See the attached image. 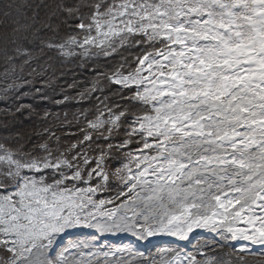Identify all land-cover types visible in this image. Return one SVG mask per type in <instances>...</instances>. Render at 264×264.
<instances>
[{
  "label": "snow or ice",
  "instance_id": "obj_1",
  "mask_svg": "<svg viewBox=\"0 0 264 264\" xmlns=\"http://www.w3.org/2000/svg\"><path fill=\"white\" fill-rule=\"evenodd\" d=\"M4 7L15 112L45 57L106 67L53 101L71 140L0 142V264H264V0Z\"/></svg>",
  "mask_w": 264,
  "mask_h": 264
},
{
  "label": "trees",
  "instance_id": "obj_2",
  "mask_svg": "<svg viewBox=\"0 0 264 264\" xmlns=\"http://www.w3.org/2000/svg\"><path fill=\"white\" fill-rule=\"evenodd\" d=\"M23 2H37V0H0V21L4 20L2 15L6 5L11 4L15 7L17 4ZM52 2V0H48ZM11 11V9H9ZM71 31L70 28L62 27L61 35L65 32ZM50 65V66H49ZM39 69L45 70V78L50 81V85L45 88V94L48 99L42 100L39 98V94L30 93L27 97H24L20 102L33 105L35 109L32 112L27 110L22 112H15V104L5 102L0 99V142L8 141L15 142L17 139H21L28 144H32L43 139L47 135L46 129L55 127L57 134L61 136L62 140L67 142L72 139L65 135L63 131L59 130V122L55 120L57 112L67 111V119L74 121L77 113L79 112L78 106L74 103L68 106H58L53 103L54 100L60 99L65 94L75 92V88H69L70 84H75L77 87L89 84L96 78V70L105 68L104 58H100L95 61L93 67V61L85 60H58L54 58L45 57L44 62L39 64ZM35 87H43L39 78L36 79ZM12 109L13 111H7ZM44 111H51L53 117L48 121L42 119L41 114ZM61 118L63 113L61 112ZM73 131L75 126L69 125Z\"/></svg>",
  "mask_w": 264,
  "mask_h": 264
}]
</instances>
